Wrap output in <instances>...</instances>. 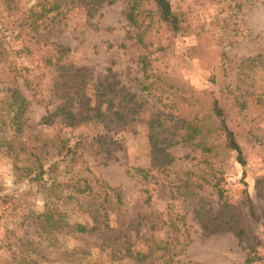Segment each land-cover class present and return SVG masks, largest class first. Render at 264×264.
<instances>
[{
    "label": "rangeland",
    "instance_id": "1",
    "mask_svg": "<svg viewBox=\"0 0 264 264\" xmlns=\"http://www.w3.org/2000/svg\"><path fill=\"white\" fill-rule=\"evenodd\" d=\"M235 1L241 5L234 9L230 18L231 26L235 25L236 30L227 48L232 62L209 65L199 55L190 54L192 47L201 44L200 38L196 35L180 36L175 41L173 54L154 62V72L168 73L172 79L187 81L199 90L218 89L221 84L236 86L237 69L244 58L262 55L264 59V0ZM171 2L177 8L188 10L196 22H204L210 21L224 3L228 9L232 0ZM49 8L50 3L46 4V0H18V8L11 12L0 4L1 35L4 36L5 46L12 50L10 57L0 58V88H19L30 101L31 127L23 139L29 145L46 143L42 153L48 168V173L40 182L24 177V169L32 163L31 160L27 163L23 157H13L1 146L0 264H69L71 253L84 243L89 244L103 264H133L130 260L112 259L109 250L103 249L102 242L107 235L96 233L86 237L53 238L41 226L39 215L45 210L46 203L60 202V197L62 199L67 193L66 188L74 180L92 176L121 189L124 206L112 211V225L118 234L125 230L136 249L167 239L168 230L164 228L153 233L150 221L171 211L187 217L192 238L189 246L176 258L179 260L177 264H246L248 239L241 242L230 231H206L194 212L200 203L208 211L207 220L214 221L220 215L219 198L211 186L207 185L190 202L175 197L169 188L155 180L142 182L128 173L130 167L150 165L148 122L151 118L162 114L169 118V125L180 127L184 119H192L199 113L202 105L196 103L189 92L171 90L160 97V90H157L153 95H144L148 98L147 103L130 130L109 132L103 125L94 122L77 128L65 127L59 116L43 122L61 103L53 91L55 74L48 75L42 89L45 102L39 103V96H34L35 90L29 88L22 77V72L32 69L31 59L13 53L30 44V37L35 33L31 22L36 17L42 25L40 31L45 24L49 25L50 39L71 47L67 63L82 68L88 75L86 91L91 106L101 102L99 81L108 79L118 81L114 94L119 105L128 110L138 99L132 95L140 91L143 80L136 63L140 49L131 46L125 39V0L106 3L93 10L88 4L70 10L63 6L61 13L58 10L49 12ZM221 36L223 34L218 33L216 38ZM146 41L148 49L154 52L158 46L155 34ZM123 42L129 43L127 48L119 47ZM212 75L217 76V84L211 82ZM243 92L247 111L236 115V125L250 153L249 164L244 168L237 160V152L231 150L227 159H217L213 166L220 171L218 176L232 211L264 253V68L254 80L243 85ZM67 139L69 147L64 148L63 143ZM69 148L72 152H68ZM171 151L176 157L170 167L171 174L193 170L197 172L194 180L207 174L204 170L206 158L192 147L178 143ZM245 188L256 204L257 221L250 217L242 204ZM60 210L70 214L63 205ZM159 254L155 252L154 264H161Z\"/></svg>",
    "mask_w": 264,
    "mask_h": 264
},
{
    "label": "trees",
    "instance_id": "2",
    "mask_svg": "<svg viewBox=\"0 0 264 264\" xmlns=\"http://www.w3.org/2000/svg\"><path fill=\"white\" fill-rule=\"evenodd\" d=\"M116 0H46L50 3L49 12L66 6L71 9L88 4L91 9H97L104 4H112ZM228 0H224L226 2ZM0 4L8 11L18 8V0H0ZM235 0L228 5L224 3L217 14L210 20L196 22L188 10L177 8L171 0H125L124 16L126 19V41L131 46L140 49L136 58L137 66L142 72L140 91L133 94L138 97L128 110H124L115 96L118 81L100 80L98 85L101 102L91 106L86 91L87 74L82 68L68 65L71 47L50 39L51 29L45 24L42 31L41 23L36 17L31 26L34 35L30 44L14 51L20 57L29 58L33 64L31 70L22 72L25 84L35 90L34 96H39V103L45 102L42 89L49 74H55L53 91L61 101L57 109L46 116L45 122L59 116L65 127L77 128L88 122L103 125L107 131L119 132L130 130L136 123L137 117L147 103L145 96L153 95L160 90L162 97L171 90L189 92L196 103L201 104L200 111L192 119H184L180 127L169 125V118L159 114L148 122V138L150 148V165L135 166L128 169L131 176L138 177L142 182L150 183L155 180L169 188L175 197L185 201H193L207 185L217 193L221 207L220 215L211 221L206 219L208 211L203 204L198 203L194 212L202 227L214 233L230 231L241 242L248 239L246 244V264L264 263V253L259 244L249 235L246 226L232 211L226 190L222 187L220 172L213 164L217 159L225 160L231 150L237 152L238 162L245 168L249 164L250 153L242 141L236 125V115L247 111V102L243 85L255 79L257 73L264 68L262 55L244 58L237 69L238 83L221 84L218 89L194 88L187 81H177L165 72H154V62L170 57L174 52L175 41L180 36L196 35L201 44L192 47L190 54L199 55L206 63L225 64L232 62L228 56L230 39L235 37V25L231 26L230 18L235 8H240ZM43 24V23H42ZM222 33L220 39L216 36ZM0 29V58L6 59L12 50L5 46L4 36ZM155 34L158 39L156 50L150 51L146 39ZM223 40V42H221ZM229 40V43L227 41ZM129 44V43H128ZM123 42L119 47L127 48ZM149 80V81H148ZM211 82L217 84V76H211ZM242 84V85H241ZM145 95V96H144ZM144 98V99H143ZM205 100V102H204ZM106 105V107H104ZM30 101L19 88H0V149L5 147L13 157H23L31 164L24 169L23 176L40 182L48 173L43 162V145H29L23 139L27 129L31 127L29 116ZM100 141V140H98ZM101 142V141H100ZM103 142V141H102ZM178 143L200 153L206 162V175L194 180L196 171L170 172L176 157L171 148ZM2 146V147H1ZM69 147V139L63 143ZM72 152V148L67 149ZM18 166V165H17ZM172 176V177H171ZM67 193L60 197V202H48L45 210L39 215L43 230L56 236H88L98 233L107 235L102 242L103 249L109 250L112 259L130 260L133 264H154L155 252H159L161 264H177L180 256L192 241L190 224L185 215L168 211L166 215L150 221L153 233L166 228V240L153 241V245L136 249L126 231L116 232L112 225V211L124 206L123 193L119 187H114L105 180L92 177H79L67 188ZM1 199V196H0ZM150 197L148 198V201ZM242 204L253 220H258L257 207L245 188ZM68 208L69 213H62L61 206ZM69 264H103L96 258L89 244H83L71 253ZM154 259V260H153Z\"/></svg>",
    "mask_w": 264,
    "mask_h": 264
}]
</instances>
